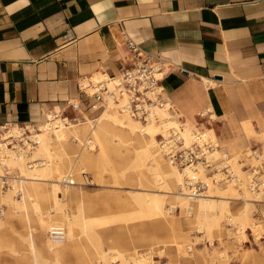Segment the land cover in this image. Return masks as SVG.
I'll list each match as a JSON object with an SVG mask.
<instances>
[{
    "label": "crops",
    "instance_id": "crops-1",
    "mask_svg": "<svg viewBox=\"0 0 264 264\" xmlns=\"http://www.w3.org/2000/svg\"><path fill=\"white\" fill-rule=\"evenodd\" d=\"M126 38L165 61L171 111L219 148L246 146V121L264 131V0H0V134L46 114L93 119L102 107L78 83L128 65Z\"/></svg>",
    "mask_w": 264,
    "mask_h": 264
},
{
    "label": "bare ground",
    "instance_id": "bare-ground-1",
    "mask_svg": "<svg viewBox=\"0 0 264 264\" xmlns=\"http://www.w3.org/2000/svg\"><path fill=\"white\" fill-rule=\"evenodd\" d=\"M107 77L102 73H93L92 76L96 81L98 79L106 81L109 87L118 81L117 79L108 81ZM203 80L213 85L212 81ZM127 99L128 95L124 93L120 104L123 105ZM170 105L168 103L163 108L152 107L146 119L141 120L132 117L126 111H121L119 105L109 100L97 115L93 114L96 117L94 116L93 119L86 117V120L76 124L64 123L58 116L46 114L45 120L37 128L29 126L27 135L24 134L27 127L21 128L18 125L3 130L0 134V207L6 205L7 209L6 216L0 217V229L12 215H19L30 228L28 241L35 264L38 262V257L33 229L40 228L48 236V230L58 225L64 228V242L54 244L47 237L43 247L44 251L51 253L57 260L62 259L65 254L72 253L76 256L80 254L86 264H93V261L98 264H117L118 261L119 264H142L151 261L148 253L145 255L133 253L132 261L127 262V254H124V249L117 240H111L107 248L103 249L97 243V240L102 238L97 229L142 218L164 224H179L180 219L172 218L168 212L173 210L175 205L180 207L188 227L191 228L192 222L189 218L193 217L196 220L193 221L196 223V229L205 233L210 241L215 233L219 234L225 219L233 221V234L236 238L238 240L244 238L245 230L255 227L248 216V205L258 201L256 199L259 197L264 198V192L257 193L256 189L261 185L259 176L255 177L254 172L250 173L245 169L249 164V169L260 172L262 166L260 159L264 156L262 152L264 148H261V152H251L252 146L248 144L242 148L246 149V153L241 155L239 153L242 149L228 153L220 152L219 147L214 148L211 156L219 158L223 153L225 157L223 156L222 159L225 161L219 166L225 165L227 171L222 172L218 167L211 176L206 172V168L200 165L179 168L177 163L165 156L167 148L162 147L160 141L169 144L174 135L182 140L185 147H190L194 139L195 126L187 120L182 122L179 119L181 116L179 111L173 106L172 111L168 109ZM206 111L204 110L203 113ZM211 116L213 117L214 114ZM241 126L247 141L249 136L258 135L261 136L264 145V131H256L247 121ZM123 133L130 135L138 144L135 152V167H145L153 174L154 179L158 178L164 184L178 188V191L169 192L172 194L170 207H163L164 200L158 196L160 189L150 190L148 188L150 185L143 177L140 180V194L117 201L115 203L117 209L114 213L108 210V213L100 214L99 210L102 206L109 209L106 199L97 201L98 199L96 200L83 189L86 184H91L80 181L86 164L93 155L104 152L109 143L115 142L114 138L120 139ZM202 136L204 139L212 138L210 129L206 128ZM13 138L22 140L23 144L19 145ZM28 140L33 141L34 145ZM52 141L60 147L70 143H81L82 146L85 144L88 150L78 147V151L72 156L73 159L68 154L64 158H58L54 153L52 154ZM95 143L98 147L96 154L90 151L92 149L90 146ZM71 148L74 149V146L71 145ZM33 161L37 162L33 163ZM246 161L248 164L245 163ZM29 162L33 164L28 165ZM226 172L231 175L227 180H225ZM66 178L71 184L65 182ZM197 180L201 181L208 191L192 196L188 183ZM219 182H223L225 187H219ZM238 195L244 197L245 206L240 212L232 213L229 202L237 199ZM133 205L136 210L132 213L128 207ZM1 213L4 216V212ZM187 247H190V244H183L176 239L171 240L169 250L175 261H178L176 257L179 249L182 250L184 259L189 256ZM224 251L216 247L213 254L224 260Z\"/></svg>",
    "mask_w": 264,
    "mask_h": 264
},
{
    "label": "rangeland",
    "instance_id": "rangeland-1",
    "mask_svg": "<svg viewBox=\"0 0 264 264\" xmlns=\"http://www.w3.org/2000/svg\"><path fill=\"white\" fill-rule=\"evenodd\" d=\"M213 117H215V115ZM75 123L69 122V124ZM259 129H264L263 123L259 124ZM28 131L29 126L24 134L27 135ZM210 131L212 138L216 141L214 131L212 129H210ZM260 137H258V135H253L248 138L247 145L250 144L251 138L254 139V143H257V145H252L257 148V152H261V148H264L262 138ZM114 139L115 142L109 143L104 152L93 155V158L86 164V168L82 170V175L80 177V181L86 183L83 178L84 174H87L89 179L88 183L91 184H86L83 186V189L90 196L96 198V200L98 199L97 201L106 199L109 209L102 206L99 210L100 214L108 213V210L114 213L117 209L115 206L117 201L139 195L140 180L142 177L145 182L150 185V187H148L150 190L160 189L158 196L164 200L163 207H170L172 194L169 192H173L174 190L178 191V188H175V186H168V184H164L158 178L154 179L153 174L149 173L145 167H135V152L138 148V144L130 135L123 133L120 139ZM70 144H65L60 147L52 141V154L54 153L58 158H64L66 154L71 157L75 155L78 151V147L88 150L85 144L84 146H82L81 143L71 144L74 146V149L71 148ZM90 147H92L90 151L96 154L98 148L97 144L95 143ZM220 148V152L226 151L222 146ZM244 150L246 149H242L239 154H244ZM16 151H18V148H16ZM223 156L222 153L219 158L213 157L218 164L216 165L217 169L220 167V163L225 161L222 159ZM35 162L33 161V163ZM260 162L262 163L261 170L255 175V177L259 176V181L261 182V185L256 188L257 193L264 192V156L261 157ZM33 163L29 162L28 165ZM245 163L248 164L247 161ZM178 167L181 168L182 166ZM247 169L250 173L252 172V170L249 169V164L246 166L245 170ZM215 170L210 168L206 169V172L211 176L214 174ZM256 182H258V180ZM219 187L224 188L225 184L219 182ZM206 191L208 190L205 187L202 193ZM240 191L239 189V192ZM255 199L256 198H254V200ZM256 200L258 201L248 205V216L255 227L254 229L247 228L244 233V238L241 240H238L235 234H233V221L225 219L222 222L223 227L219 230V234L217 235V233H215L211 238L212 241H210V239L205 236V233L196 229V223H193V221L196 222V220L193 217L189 218L192 223L191 228L188 227L180 212V207L175 205V208L173 210L170 208L171 210H168V212L172 218L180 219L179 224L152 222L148 218H142L127 223L112 224L97 229L98 234L102 237L97 240V243L103 249H106L111 240L119 241L124 249V254H127V262L132 261L131 258L134 255L133 253L136 255H145L148 253L151 261L142 264H264V198L259 197ZM133 203L135 204V202ZM244 206V197L242 195H238L237 199L230 200L229 202L232 213L240 212ZM134 208V205L128 207L132 213L136 210ZM6 209V205L0 207V211L4 212V216L1 215L2 213L0 212L1 218L6 216ZM4 225L5 226L0 229V264H35L28 241L30 228H28L27 223L19 215L15 214L12 215L9 221ZM33 236L37 247L36 253L38 262L36 264H86V261L81 258L80 254L78 256L72 253L65 254L62 259L57 260L51 253L44 251L43 247L48 236L40 228L33 229ZM172 239L183 242V244H190V247L186 248L189 253L186 259L183 258L182 250L179 249L176 257L178 261H175L172 252L169 250ZM52 243L61 244L62 242ZM216 247H219L221 251L225 250L224 253L226 258L224 257V260L219 259V257L213 254V250L216 249ZM118 262L117 264H119ZM94 263L98 264L93 261V264Z\"/></svg>",
    "mask_w": 264,
    "mask_h": 264
},
{
    "label": "built area",
    "instance_id": "built-area-1",
    "mask_svg": "<svg viewBox=\"0 0 264 264\" xmlns=\"http://www.w3.org/2000/svg\"><path fill=\"white\" fill-rule=\"evenodd\" d=\"M126 45L131 51V61L128 65L121 67L119 73L114 76H108V81L117 79V83H114L109 87L104 80H94L93 75L81 79L78 83L79 91L91 98L100 107H104L108 101L114 102L115 105H119L121 111H126L134 118L145 120L149 115L151 108L154 106L163 108L168 104L165 97V89L163 86V79L166 74V63L160 57L148 54L139 49V47L130 39L126 38ZM93 79V80H92ZM127 93V101L121 105L120 100L123 98V94ZM72 109H78L79 102L70 103ZM169 110L170 107L168 108ZM210 111L200 113V118L206 121L207 126H210V122L214 120ZM61 118L64 123L75 122L76 118L69 117L67 114L55 115ZM202 124V123H201ZM193 136L194 139L190 147H185L181 139L176 138L174 135L171 137L169 144L163 143L161 140V146L167 148L165 156L177 163L179 166L200 165L206 169H216L217 162L211 156V152L214 148L218 147L216 141L213 138H203V131L206 129L204 125H194ZM26 128V127H24ZM14 142L19 145L23 144L22 140H15ZM29 143L33 141L28 140ZM257 151V148L251 147V152ZM246 153V150L243 151ZM222 172L227 171L225 165L220 166ZM252 170V169H251ZM255 174L254 170H252ZM227 177L225 180L231 178V175L226 172ZM84 182L88 183V176L84 174ZM65 182H70L68 178L64 179ZM188 187L192 196H196L200 192L205 190V186L201 181H195L188 183ZM64 228L62 226H52L48 230V237L53 242H61L64 240Z\"/></svg>",
    "mask_w": 264,
    "mask_h": 264
}]
</instances>
